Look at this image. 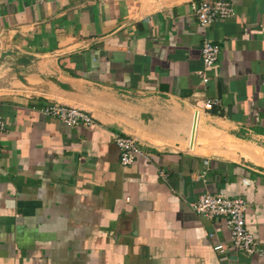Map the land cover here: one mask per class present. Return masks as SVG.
I'll return each mask as SVG.
<instances>
[{
    "label": "crops",
    "instance_id": "0c3cea01",
    "mask_svg": "<svg viewBox=\"0 0 264 264\" xmlns=\"http://www.w3.org/2000/svg\"><path fill=\"white\" fill-rule=\"evenodd\" d=\"M192 1L0 0V264H264V0L208 27ZM119 135L149 156L123 165ZM208 192L247 200L262 253L194 210Z\"/></svg>",
    "mask_w": 264,
    "mask_h": 264
},
{
    "label": "built area",
    "instance_id": "2783aa9c",
    "mask_svg": "<svg viewBox=\"0 0 264 264\" xmlns=\"http://www.w3.org/2000/svg\"><path fill=\"white\" fill-rule=\"evenodd\" d=\"M191 9L197 15L200 24L208 27L214 23L224 21L236 14L235 5L229 0H194ZM221 45L211 39H205L202 46L203 68L198 71L202 85L210 80L208 71L219 60ZM219 99L208 98L204 107L211 109L218 104ZM45 115L59 118L72 127L88 126L95 122L94 116L89 112L73 105L50 103L41 108ZM7 125L0 116V155L2 153L1 136L6 131ZM115 142L120 149V161L123 165L133 164L139 156L148 157L141 144L132 136L119 135ZM166 175L165 172H161ZM194 210L209 219L223 218L231 236L232 246L246 255L263 252L260 241L246 224L247 200L242 196H230L226 193L208 192L203 194L198 201L192 203ZM218 251H225L221 243L215 245Z\"/></svg>",
    "mask_w": 264,
    "mask_h": 264
},
{
    "label": "water",
    "instance_id": "95a60500",
    "mask_svg": "<svg viewBox=\"0 0 264 264\" xmlns=\"http://www.w3.org/2000/svg\"><path fill=\"white\" fill-rule=\"evenodd\" d=\"M197 113H198V112H197ZM197 113H196V114H197ZM196 114H195V118L197 119V115H196ZM193 125H194V128H195V127H196L195 123H194Z\"/></svg>",
    "mask_w": 264,
    "mask_h": 264
}]
</instances>
